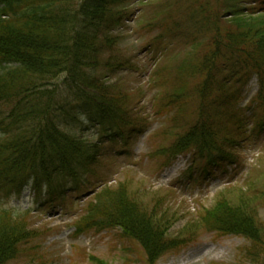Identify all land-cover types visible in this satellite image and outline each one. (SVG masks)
Listing matches in <instances>:
<instances>
[{
  "label": "trees",
  "instance_id": "16d2710c",
  "mask_svg": "<svg viewBox=\"0 0 264 264\" xmlns=\"http://www.w3.org/2000/svg\"><path fill=\"white\" fill-rule=\"evenodd\" d=\"M130 1L0 0V105L8 108L2 121L10 132L0 142L4 194L19 195L32 181L38 196L44 185L48 195L64 199L68 182L77 185L88 175L99 161L100 145L67 129L69 118L86 119L111 141L134 125L117 86L107 85L101 77L102 72L125 66L117 56L104 55L116 51L118 38L108 34L121 24ZM168 4L176 14L174 29L186 22L182 33L190 44V53L174 70L182 85L171 82L182 88L166 96L168 107L173 104L172 94H187L198 102L197 124L184 133L174 129L170 144L160 146L159 154L169 158L194 152L208 165L233 160L227 148L233 141L217 119L235 101L237 91L230 84L251 73L259 77L256 101L264 113V2L261 11L248 13L239 0H170ZM172 34L183 39L179 30ZM220 108L221 114L214 116ZM170 123L176 125L177 118ZM133 186L126 181L102 187L87 202L76 223L77 234L116 230L120 238L139 244L148 262L156 264L162 256L193 243L201 231L219 232L249 242L240 264H264V221L257 208L261 199L255 202L243 190L235 200L231 191L221 193L214 207L203 209L180 234L170 236L173 218L166 220L163 203L152 197L138 200ZM36 236L27 213L0 209V264L12 263L21 246ZM91 262L107 264L96 257Z\"/></svg>",
  "mask_w": 264,
  "mask_h": 264
},
{
  "label": "rangeland",
  "instance_id": "374dc122",
  "mask_svg": "<svg viewBox=\"0 0 264 264\" xmlns=\"http://www.w3.org/2000/svg\"><path fill=\"white\" fill-rule=\"evenodd\" d=\"M169 1L141 0L135 3L132 8L135 12L129 10L133 18L130 29L123 34L117 30L111 33L119 39V49L116 54L104 55L108 59L122 57L131 63L115 74L102 72L101 77L107 85L115 83L127 95L132 120H136L137 127L128 128L124 137L109 141L88 121L67 120V129L90 140L94 137L95 142L101 141V157L83 178L79 191L69 192L66 200L49 203L45 193L38 197L32 188L25 189L20 198L8 200L0 190V208L17 213L28 212V224L38 235L21 247L19 257L11 264H93L90 257H97L107 264H150L139 244L118 238L114 231L76 236L75 224L88 197L106 184L116 186L129 181L134 184L132 189L138 200L152 197L164 203L162 211L168 214L166 220L172 222L173 218L170 236L180 234L200 211L215 206L220 193L230 191L231 200H235L241 190L253 196L255 202L261 199L257 208L260 219L264 221V130H255V116L260 113L251 106L258 91L255 77L241 85L239 110L242 130L238 145L232 149L237 159L234 165L212 166L211 172L205 176L201 172L204 165L199 161L193 165L191 155L181 156L165 166L164 158L155 156L160 146L168 145L164 138L170 134L166 130L169 114L181 106L178 101L176 106L166 108L162 99L169 95L166 92L171 88L158 84L171 77L174 83L179 84L174 70L190 53V44L182 33L186 22L177 30L170 27L166 13H172L174 8L168 4ZM239 4L247 11L253 6L261 9L262 1L239 0ZM167 29L179 30L183 39L172 36L159 39ZM192 86L190 83L186 89ZM195 107L196 101L191 104L192 112ZM4 113L0 109V114ZM192 118V115L184 117ZM167 172L172 175L164 177ZM154 204L152 202V206ZM249 245L240 237L201 231L195 243L176 254L162 256L156 264H240L242 250Z\"/></svg>",
  "mask_w": 264,
  "mask_h": 264
},
{
  "label": "bare ground",
  "instance_id": "6f19581e",
  "mask_svg": "<svg viewBox=\"0 0 264 264\" xmlns=\"http://www.w3.org/2000/svg\"><path fill=\"white\" fill-rule=\"evenodd\" d=\"M174 171L176 170V168L173 169ZM172 174H170L169 172H167L164 177H170Z\"/></svg>",
  "mask_w": 264,
  "mask_h": 264
}]
</instances>
